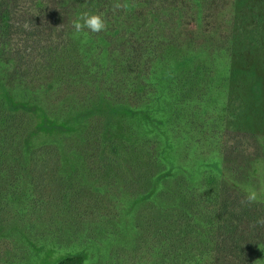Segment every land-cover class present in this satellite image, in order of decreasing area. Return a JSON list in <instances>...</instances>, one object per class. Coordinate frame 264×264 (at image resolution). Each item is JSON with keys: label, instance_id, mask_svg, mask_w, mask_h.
I'll return each instance as SVG.
<instances>
[{"label": "trees", "instance_id": "1", "mask_svg": "<svg viewBox=\"0 0 264 264\" xmlns=\"http://www.w3.org/2000/svg\"><path fill=\"white\" fill-rule=\"evenodd\" d=\"M220 1L226 0H118L129 4L125 10L114 9L117 0H0V257L6 245L13 259L18 258L22 264L31 261L30 251L28 259L21 248L24 257L13 255L12 250H18L13 244L17 239L36 247L31 226L35 228L34 219L49 213L41 186L45 173L54 165L52 161L65 170L81 173L87 168L94 170L89 158L95 157L104 164L101 176L111 185L119 182L129 192L137 193L143 178L152 180V264H254L259 259L264 225L256 221L264 218V202L247 204L233 199L228 172L241 174L264 158V140L260 143L255 139L252 151H235L245 153L244 162L231 169L226 165L231 155L227 147L212 143L203 156L190 158L195 171L185 165L186 169L175 171L167 165V148H175L168 145L185 144L188 151L195 148L189 133L181 131L179 135L174 128L196 124L209 127L205 116L213 113L219 118L221 109L215 98L236 74V60L247 50L252 54L264 51V17L253 11L248 20L242 0H228L231 12L221 22L218 39H191L185 45L174 41L185 24L181 22L185 14L190 16L186 19L201 25L205 16L219 14ZM83 12L102 14L107 28L100 33H81L75 43L71 22ZM244 19L249 28L243 27ZM36 23L41 34L34 45L28 46L27 37L33 30L30 27ZM62 24L63 29H58ZM140 29L144 30V39L135 44L132 39L137 34L133 30ZM20 42L23 44L13 51L7 48L6 43ZM72 46L86 49L81 54L90 58L93 71L89 77L77 79L85 87L83 102L51 114L41 107L38 93L29 89L32 77L28 76L36 67L47 65L55 48ZM63 65L54 62L53 66L59 72ZM71 66L73 73L80 68L78 61ZM119 72L126 78L116 79ZM9 78L21 81L18 86L13 84L21 86L19 91L9 85ZM90 85L93 89L87 88ZM226 118L232 125L229 131L236 132V116L228 114ZM151 120L160 125V135L148 131ZM47 131L59 136L57 142L34 145L33 135ZM152 138H156V146ZM69 139L73 145L66 142ZM236 205L239 209L234 208ZM202 207L206 208L207 221L219 217L216 227L208 229L210 235L214 234L212 242L197 241L204 232ZM230 211L223 225L221 217ZM240 225L244 235L231 236L233 246L228 243L229 236L237 232L233 226ZM38 245L47 248V242ZM210 246L215 250L210 259L189 257L196 247L210 251ZM228 249L237 253L233 260L223 255ZM34 261L87 264L89 255L81 249L53 260L37 256Z\"/></svg>", "mask_w": 264, "mask_h": 264}, {"label": "rangeland", "instance_id": "2", "mask_svg": "<svg viewBox=\"0 0 264 264\" xmlns=\"http://www.w3.org/2000/svg\"><path fill=\"white\" fill-rule=\"evenodd\" d=\"M217 4L220 5L217 6L220 8L219 14L211 15L210 13L208 18L205 16L201 25L197 21L186 19L190 16L185 14V17L181 20L185 24L178 34L174 35V41L180 45H185L191 39H198L201 42L204 39H207V41L218 39L220 37V27L222 26L221 22L230 14L231 6L228 0L224 3L220 1ZM242 4L248 14V20L253 11H257V14L264 17V0H242ZM143 10L146 9L143 8ZM147 20L149 21L148 18ZM248 20L244 19L243 27L249 28ZM37 25L36 23L34 27H30L33 30L29 33L31 36L27 37L28 46L30 44L34 45L36 39H39L38 34H41V32L37 33ZM190 26L194 27L193 32H191L192 28ZM187 27L190 29V33ZM232 30H234V27ZM183 31L186 33H183ZM133 32L137 34V37L132 39L135 44L138 43L140 38L143 41L144 30H133ZM182 33L184 36L181 39ZM72 37L74 38V36ZM74 40L75 43L79 42L77 38H74ZM21 44L23 43H6L7 48L12 51ZM55 49L52 53V59L47 62V65L36 67L33 73L31 71L30 76H28V78L32 77L29 89H33L34 92L38 93L39 98H41V107L44 110H51V114H58L60 111L63 113L66 110L68 111L71 105H78L80 100L83 102L82 96H84L83 90L85 87L77 79L82 75L89 77L93 71L90 58L85 59L81 54L86 49L79 47L74 49L73 46ZM87 51L90 50L87 48ZM76 61H78L80 68L73 73L71 63H76ZM54 62H59L60 65L64 64L63 69L57 72L53 66ZM234 67L237 69V75H233L230 84L223 89L220 96L215 98L216 103L220 104L219 118H215L216 114L211 113L205 116L207 122L211 123L209 127L202 128V126L196 124V126L191 125V127L187 125L184 129L183 126H179V129L174 128V132L179 135L181 131L189 133L188 138L193 137L195 142V148L189 151L184 147L185 144L168 145L175 146L174 149L167 148L169 151L167 165L176 168L175 171L186 169L185 166L191 171L192 167L190 165L192 163H190V160L193 157L196 159V157H201L204 153H207L206 150L211 143L216 144V147L222 145L227 147L228 152L231 153V155H227H230L226 159L227 167L230 169L238 167L244 162L243 156L245 153L236 154L234 152H244L243 149L252 151L253 146L256 145L255 139L259 140L260 143L264 140V51H257L252 54L251 51L247 50L241 55V58L236 60ZM84 69H90V72L86 74ZM246 71L249 74H246ZM116 74V79L126 78L123 72ZM6 80L11 86L21 84V81L17 78ZM14 88L19 91L21 86ZM87 88L93 89L91 85ZM228 114L236 116V132L229 131L232 125H229V120L226 118ZM214 118L216 119L215 123H213ZM149 123L147 129L153 135H160L163 132L157 121L152 122L151 120ZM224 126H228V128L224 130ZM203 129L204 131L201 132ZM189 130L192 132H189ZM47 132V134H34L33 144H54V142H57L59 136L56 133H49L51 131ZM168 136H166V139ZM163 139L165 138L163 137ZM150 140L156 146V138ZM66 142L73 145L72 139ZM89 159L92 160L93 165L91 163L90 166L92 165L94 170L91 171L87 168L81 173L65 170L66 167L61 164L57 165L56 160L52 161L54 165H50L51 169H48L45 173V182H42L41 186L43 190L41 194H44V198H46V209L49 210V213L38 220L34 219L35 228L31 226L35 235L32 241L36 244V247L30 246V244L24 245L17 239L14 240L13 245L18 250H12L13 255L18 254L20 257H24L26 253L25 259H28V252L30 251L32 259L29 262L27 261L26 264H34L37 256L48 257L53 260L56 257L81 249L87 250L89 255L87 264H152V215L150 213L153 191L152 180L148 178L149 176L143 178L138 192H129L119 182L116 183L118 185L114 184L115 182L114 185L109 184L107 182L109 180L101 176L104 175L102 171L105 167L104 164L97 161L95 157ZM196 169L193 168L192 171ZM228 175L230 195L233 199L237 200L238 198L240 202L244 201V189L252 187L258 194V201L264 202V158L254 161L246 172L235 176L228 172ZM194 176L197 178V175ZM38 192L40 193L39 190ZM138 194H142V196L136 197ZM61 196L63 199L60 201ZM65 198H69L66 204L62 202ZM234 208L239 209L237 205ZM205 210L206 208L203 207L200 210L204 232L197 241L200 240L206 243L212 242L214 234L210 235V232L216 227L215 222L219 221V217L214 218L213 221H207L208 216ZM230 213L231 211L221 217L220 221L223 225L226 222L225 220L230 217ZM209 227H211L210 232H208ZM233 228L237 232H234V235L230 234V242L228 241V243L234 246L231 236L241 237L244 235L242 231L244 229L241 228V225L240 227L233 226ZM218 236L221 237L222 234ZM225 237L223 235V238ZM86 238H89L91 242L88 243L85 240ZM249 241L248 238L246 244ZM38 242H47V248L43 250V246L38 245ZM261 246L262 244L257 254L259 259L254 264H264V245ZM210 247V251H200L196 247L189 257L196 260L210 259L215 255L213 246ZM20 248L25 253L19 250ZM10 252L11 248L9 246H3L0 264H9V260L20 262L18 258L13 259ZM223 255L226 258L228 257V260H233L237 253L235 250L228 249L223 251ZM20 264L22 263L20 262Z\"/></svg>", "mask_w": 264, "mask_h": 264}, {"label": "clouds", "instance_id": "3", "mask_svg": "<svg viewBox=\"0 0 264 264\" xmlns=\"http://www.w3.org/2000/svg\"><path fill=\"white\" fill-rule=\"evenodd\" d=\"M114 9H125L129 8L128 3L115 2L113 4ZM71 26L74 29L73 36L78 38L79 34L84 33L87 35L88 32L91 33H100L105 31L107 28L105 19L102 14L83 12L79 14L76 19L71 22ZM58 29H63V24L58 27ZM87 30V32H85ZM245 198L242 203L252 204L258 201V194L256 190L252 187H247L244 189ZM257 224L264 225V218H261L256 221Z\"/></svg>", "mask_w": 264, "mask_h": 264}]
</instances>
